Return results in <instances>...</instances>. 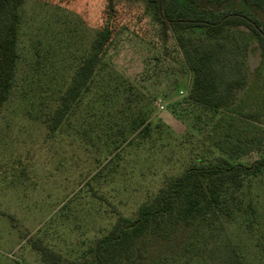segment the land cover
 Wrapping results in <instances>:
<instances>
[{
  "label": "rangeland",
  "instance_id": "rangeland-1",
  "mask_svg": "<svg viewBox=\"0 0 264 264\" xmlns=\"http://www.w3.org/2000/svg\"><path fill=\"white\" fill-rule=\"evenodd\" d=\"M106 25L112 43L95 86L51 131L45 114ZM236 36L231 59H244L251 79L242 96L247 112L264 96V64L256 72L259 56L243 50L253 38ZM18 49L16 86L0 110V264H43L35 241L76 259L118 217L135 219L169 179L220 155L213 145L220 114L188 100L191 74L174 36L141 0H25ZM259 158L254 150L236 162ZM236 196L222 235L207 241L210 254L188 250L192 234L182 230L169 241L141 240L133 264H218L227 244L247 264H264V171Z\"/></svg>",
  "mask_w": 264,
  "mask_h": 264
},
{
  "label": "trees",
  "instance_id": "trees-1",
  "mask_svg": "<svg viewBox=\"0 0 264 264\" xmlns=\"http://www.w3.org/2000/svg\"><path fill=\"white\" fill-rule=\"evenodd\" d=\"M150 6L157 23L169 27L183 62L191 74L188 100L220 114L219 137L213 142L220 155L190 164L169 179L138 209L133 220L118 217L108 233L82 256L69 260L32 243L43 264H133L141 240L169 241L182 230L192 236L186 248L210 254L207 241L221 236L224 221L239 207L237 194L248 178L264 171V96L247 112L242 96L251 79L245 60L231 59L240 46L237 30L249 33L255 43L244 44V56H259L256 72L264 64V0H188L192 10L178 8L172 0H141ZM25 0H0V110L10 99L17 81L20 8ZM112 28L99 29L79 57L56 107L45 114L43 124L56 131L74 111L83 94L95 86L98 67L107 57ZM55 103V104H56ZM256 150L260 158L252 166L236 162ZM214 246V245H213ZM218 264H247L233 245H225Z\"/></svg>",
  "mask_w": 264,
  "mask_h": 264
},
{
  "label": "built area",
  "instance_id": "built-area-1",
  "mask_svg": "<svg viewBox=\"0 0 264 264\" xmlns=\"http://www.w3.org/2000/svg\"><path fill=\"white\" fill-rule=\"evenodd\" d=\"M161 109H163V107H161Z\"/></svg>",
  "mask_w": 264,
  "mask_h": 264
}]
</instances>
